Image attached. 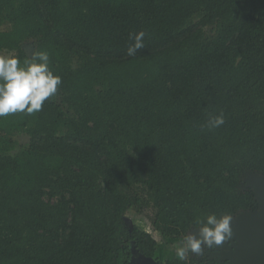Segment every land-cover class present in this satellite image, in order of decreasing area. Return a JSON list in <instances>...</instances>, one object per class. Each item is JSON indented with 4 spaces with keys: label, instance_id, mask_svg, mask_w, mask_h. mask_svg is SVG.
I'll list each match as a JSON object with an SVG mask.
<instances>
[{
    "label": "trees",
    "instance_id": "1",
    "mask_svg": "<svg viewBox=\"0 0 264 264\" xmlns=\"http://www.w3.org/2000/svg\"><path fill=\"white\" fill-rule=\"evenodd\" d=\"M1 50L47 51L62 83L0 118V264L225 262L204 245L162 258L126 213L180 239L259 208L245 178H264V0H0Z\"/></svg>",
    "mask_w": 264,
    "mask_h": 264
},
{
    "label": "clouds",
    "instance_id": "2",
    "mask_svg": "<svg viewBox=\"0 0 264 264\" xmlns=\"http://www.w3.org/2000/svg\"><path fill=\"white\" fill-rule=\"evenodd\" d=\"M131 43L127 46L128 56H135L145 47L146 33L143 30L129 34ZM23 62L14 55H0V118L10 114L39 112L46 100L53 97L61 85V77L49 67L50 57L47 51H35L25 54ZM225 123L222 112L209 114L205 127L209 130ZM232 215L215 212L197 217L192 225L198 230L197 235L188 233L169 250L181 261L188 254L202 255V245L209 249L222 245L232 235Z\"/></svg>",
    "mask_w": 264,
    "mask_h": 264
},
{
    "label": "water",
    "instance_id": "3",
    "mask_svg": "<svg viewBox=\"0 0 264 264\" xmlns=\"http://www.w3.org/2000/svg\"><path fill=\"white\" fill-rule=\"evenodd\" d=\"M254 176L253 178H251ZM247 185L253 188L259 203L254 211L244 212L234 220L232 236V264H264V178L252 174L245 178ZM134 264H154L150 257L137 255Z\"/></svg>",
    "mask_w": 264,
    "mask_h": 264
},
{
    "label": "rangeland",
    "instance_id": "4",
    "mask_svg": "<svg viewBox=\"0 0 264 264\" xmlns=\"http://www.w3.org/2000/svg\"><path fill=\"white\" fill-rule=\"evenodd\" d=\"M10 51L7 50H1L0 55H10ZM252 176L251 178H253ZM150 210H145L143 212H136L135 210H130L126 213V219L129 221V223L137 224L139 227L147 230L148 232H151L157 239V254L162 258H172L175 257L174 253L169 250L170 245L176 243L179 239H167V238H161L159 233L157 231H154L152 229L150 219H149ZM234 226V221L231 220V230ZM193 235L198 234V230L192 231ZM233 243L235 244V240L233 236L226 240L222 245L217 246L216 252L209 254V256L217 259L218 261H225L217 262V264H232L230 262L234 253H233ZM212 252V251H211ZM230 261V262H229Z\"/></svg>",
    "mask_w": 264,
    "mask_h": 264
},
{
    "label": "flooded vegetation",
    "instance_id": "5",
    "mask_svg": "<svg viewBox=\"0 0 264 264\" xmlns=\"http://www.w3.org/2000/svg\"><path fill=\"white\" fill-rule=\"evenodd\" d=\"M214 248H216V247H214ZM216 249H217V248H216ZM216 249H213L212 252L215 253V252H216Z\"/></svg>",
    "mask_w": 264,
    "mask_h": 264
}]
</instances>
